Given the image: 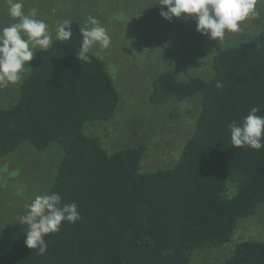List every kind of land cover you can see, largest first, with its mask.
Returning a JSON list of instances; mask_svg holds the SVG:
<instances>
[{
    "label": "trees",
    "instance_id": "trees-1",
    "mask_svg": "<svg viewBox=\"0 0 264 264\" xmlns=\"http://www.w3.org/2000/svg\"><path fill=\"white\" fill-rule=\"evenodd\" d=\"M70 22V40L37 50L16 102L0 108V158L24 142L38 151L56 144L46 193L75 202L81 219L44 237V255L26 247L27 227L0 240V264H188L196 251L224 247L237 222L264 207V148H234L228 131L253 107L264 116V30L215 53L209 80L152 79L150 105L199 95L200 111L175 164L143 172V145L107 151L84 133L112 120L119 95L101 58L77 60L81 26ZM222 264H264V242L236 244Z\"/></svg>",
    "mask_w": 264,
    "mask_h": 264
},
{
    "label": "rangeland",
    "instance_id": "rangeland-1",
    "mask_svg": "<svg viewBox=\"0 0 264 264\" xmlns=\"http://www.w3.org/2000/svg\"><path fill=\"white\" fill-rule=\"evenodd\" d=\"M158 3L159 0H23V11L37 9V19L49 25L53 39L57 26L64 21L74 20L83 27L91 16L105 27L111 37L110 47L102 49L97 44L91 51L105 63L119 104L111 121L85 124L84 133L98 138L107 151L143 145V172L175 164L200 111L199 95L181 102L150 105L147 96L152 79L171 72L178 80H209L210 60L215 53L264 30V0L257 4L259 15L245 21L242 31L228 33L218 42L197 33L190 17L164 20ZM8 8V0H0V28L15 22ZM18 90L11 85L0 89V108L11 107ZM57 147L53 144L38 151L24 142L0 158V240L13 239L25 231L27 226L19 224L18 218L25 214L26 204L46 194L60 157ZM244 240L264 242V207L240 219L224 247L196 251L188 264H222L233 247Z\"/></svg>",
    "mask_w": 264,
    "mask_h": 264
},
{
    "label": "clouds",
    "instance_id": "clouds-1",
    "mask_svg": "<svg viewBox=\"0 0 264 264\" xmlns=\"http://www.w3.org/2000/svg\"><path fill=\"white\" fill-rule=\"evenodd\" d=\"M262 0H159L160 16L171 22L173 18H191L196 31L212 41H223L228 33H239L242 24L259 15L257 4ZM8 14L15 22L0 28V89L10 85L19 87L25 74L31 70L29 61L36 50L47 51L53 45L49 25L37 19V9L23 11V0H8ZM166 9V11L164 10ZM82 37L77 60L91 63L89 53L97 44L102 49L111 45V37L95 17H88L80 29ZM72 36L71 22L60 23L55 30V39L69 41ZM223 84L216 83L221 89ZM259 107H253L240 122L228 124L231 144L234 148H264V116L258 115ZM26 212L18 223L26 225L24 243L27 248L44 255L49 243L44 237L60 231L62 223H75L81 219L75 202L64 203L59 193L37 195L25 205ZM50 242V241H49Z\"/></svg>",
    "mask_w": 264,
    "mask_h": 264
}]
</instances>
